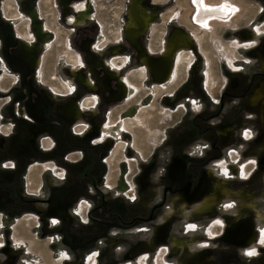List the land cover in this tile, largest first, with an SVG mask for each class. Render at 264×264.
Here are the masks:
<instances>
[{"label":"rangeland","instance_id":"374dc122","mask_svg":"<svg viewBox=\"0 0 264 264\" xmlns=\"http://www.w3.org/2000/svg\"><path fill=\"white\" fill-rule=\"evenodd\" d=\"M82 1L91 8L93 19L74 27L68 18L76 12L73 10L72 13L63 0H0V56L9 69L3 77L0 73V114L3 121L12 119L15 123L17 119L22 120L29 128L23 129L30 130L33 137V140H24L26 144L17 142L8 149L5 137L0 146V213H7L4 217L0 214V264H264V243H261L264 239L260 236V227L264 225V105L252 107L249 104L250 96L264 81V0H226L236 4L238 11L229 23L216 24L207 32L198 31L188 21L192 11L188 0H143V9L151 14L152 19L140 41L149 54L160 56L162 45L173 30L190 35L198 31L200 43L193 41L189 50L194 55L185 52L191 56L188 65L181 61L177 67L179 77L173 79L172 85L153 86L148 74L144 81L129 78L138 86V91L113 104H104V95L96 93L99 97L96 109L85 110L82 119L74 123L65 119L66 127L64 131L56 130L59 140H54L56 146L52 148L53 140L42 135L45 128L54 127L51 121L57 119L59 103L74 98L81 106L83 98L90 93L76 84L70 75L73 64L67 52L79 57L76 68L84 75L88 71L84 63L86 67L89 63L85 62L86 51L79 49V43L87 38L96 39L95 46L99 47L93 50L92 44V52L100 55L105 65L110 66L115 58L119 66L115 72L119 73V78L128 77L131 71L141 67L133 47L123 39L114 43L115 33L122 32L128 22L132 0ZM30 11L35 12L39 23L49 25L47 34L50 40L45 45L39 43V79L37 70H30L9 53V49L24 40V33L31 36L28 30ZM16 14H19L18 19ZM100 24L103 25V35L98 42ZM32 25L34 27V23ZM246 31L251 34L250 39L245 38ZM103 41L108 43L100 48ZM115 47L119 48V53L113 55L111 51ZM124 57L129 60L127 66L121 60ZM66 82L75 84L74 94L63 92L55 97L53 87L60 88ZM172 88L170 94L166 93ZM46 92L57 101L48 102ZM131 109L139 113L142 126L138 128L135 123L132 131L121 133L124 148L120 143V149L116 150V142L112 141L106 152L110 141L98 143L103 128L99 126L106 123L108 112H111V120L122 125L123 119L134 118V115H127ZM102 110L106 111L105 116L98 121L95 116ZM22 111L26 114L19 115ZM21 116H27L29 120ZM75 123H81L83 129L87 127L85 132L79 134ZM7 127L5 124L1 131L7 132ZM18 133L22 134L21 130ZM195 134L198 140H204L208 145L214 140L217 150H212V154L211 149H206L202 157H185L184 176L183 162L177 159L182 169L174 182L169 175L171 160L186 155L183 154L182 140H194ZM55 152L61 158L68 153L74 154L71 160L82 158L81 165L76 166L78 171L89 156L92 161L89 171L96 170L91 171L90 174L95 176L91 177L102 194V201L98 199L94 204V190L88 173L78 180L82 187L67 206L70 212L65 210L60 220L51 213L52 208L65 205L70 192L65 189L68 183L59 187L56 181L60 175L64 180V173L56 170L54 165H46L55 161ZM230 156L243 167L246 177L242 169L229 164ZM13 157L20 163L7 174V170L1 167L11 163ZM212 158L217 162L216 167L210 168V175L218 177L214 191L210 192V187L206 186L203 192V183H200L197 188L201 186V193L196 199V190L186 192L182 188L188 183L192 169L197 174L192 178L193 187L202 182ZM225 161L230 165L226 176L218 166ZM57 164L64 167V162ZM43 174L52 181L44 183ZM24 175L31 182L30 188L25 186ZM106 175L109 177L107 184L104 182ZM9 178H12L11 184L6 186L4 180ZM118 178L124 180L127 191L117 192L109 188ZM217 183L226 185L230 192L237 193V197L218 196ZM37 187H41L40 191L30 192L29 189ZM53 189L58 191L53 192ZM62 191L64 194L59 193ZM6 192L12 200H8ZM163 192L166 193L165 199L162 198ZM94 197L97 199L98 195ZM214 197L217 210L213 208L215 211L208 214L194 213L201 203ZM86 200H89L88 204L81 203ZM75 202L89 207V221L86 210L75 215L83 209L79 205L74 210ZM103 202L110 208L108 211L102 208ZM183 208L188 212L186 217ZM111 209L115 214L119 213V220ZM27 216L33 219L28 220ZM54 218L59 222L57 230L51 228ZM61 222L71 224L72 230L65 232L66 236L63 235L60 241L64 250H59L68 256L58 261L56 237L63 231ZM22 223L23 227H20ZM244 227L248 233L256 235L250 239L249 245L242 240L247 236ZM235 230L242 232L238 235L241 240L237 242L233 241ZM32 239L34 246L30 242ZM253 248L255 254L247 255V251ZM70 254L74 256L72 259Z\"/></svg>","mask_w":264,"mask_h":264},{"label":"flooded vegetation","instance_id":"af4514ba","mask_svg":"<svg viewBox=\"0 0 264 264\" xmlns=\"http://www.w3.org/2000/svg\"><path fill=\"white\" fill-rule=\"evenodd\" d=\"M73 1H69V2H68V0H67V2L64 1L65 4L67 5V8L68 9L69 8L72 9L71 10L72 13H73V10H74V12H76L73 16L68 18V22L69 23H74L73 25L75 27V26H80V25L84 24L85 21L88 20V19H93L92 18V14H91L92 10H91V8H89V5H87L82 0H73ZM132 1H131V4H132ZM139 1H140V8H135V7L128 8V22L126 23L125 29H123L122 32H116L117 34L115 33L114 43H117V42L120 41V39L121 40L123 39L125 30H128V32H129L128 34H130L131 36H136V37L144 35L145 32L147 31V26L149 25V23H150V21L152 19V16L148 12V14L151 16V19L149 20L148 18L145 17L146 11L143 9V3H142L143 0H139ZM153 1H158V0H153ZM200 1H202V0H198L199 6H200ZM72 2H73V4L71 6L70 4ZM188 2L190 4V6L193 7L192 4H191V0H188ZM193 2H194V0H193ZM225 2L229 3L233 7V10H232L233 13H228V12L224 11L225 8H226L224 6L227 5V3H225ZM5 4L8 5L7 2ZM200 7H202L203 9L215 8L216 11L219 13V15L217 17L208 19L205 22L207 24H208V22H214V21H215L216 24H222V25L227 24V23L230 22V20H232L231 18H232V16L235 15L236 11H238V8H237L236 4L228 2L226 0L216 1L215 5L214 6H208L209 8L203 7V6H200ZM194 12H195V10L192 12V14L190 13L191 17H192ZM67 14H69V13H67ZM171 16L173 17L174 15H171ZM190 16H189L188 21L192 25H194L196 29L199 28L201 30H204L201 26L196 25L192 21V18ZM29 17L30 18H35V19L31 20ZM29 17H28V20H29V27L30 28H28V30L31 31V36L29 34H27V33H24L23 37H22L24 40L20 41L19 43H17V45H15L14 49L13 48L9 49V53H10L11 56L15 57L16 60L19 59V61L21 63H23L24 65L29 67L30 70H32V71L37 70L38 71V79H39L40 75H41V72H40L41 68H40V59L38 58L37 54L40 53V50H41L40 44L41 45H43V44L45 45L50 40V35L47 34V31H48L47 29H48L49 25H48L47 22L44 23V24L39 23L38 18L36 17L34 11H30ZM15 18L18 19L19 18V14L18 15L16 14ZM223 20H225V21H223ZM33 23H34V27L32 25ZM31 25H32V27H31ZM67 25H69V24H67ZM99 27H100L101 30H100V35L98 36V42H100L102 40V35H103V25L100 24ZM31 28H33V29H31ZM208 29H209V27H208ZM208 29H206V30H208ZM32 38H33V41H32ZM245 38H248V39L251 38V34L248 31H246ZM123 41L126 44H128L124 39H123ZM193 41H195L198 44V42L193 38V35H190L189 33H185L182 30H173L171 32V34L167 38V41H165L163 43L162 49H161V52H160V56L162 55L163 57H167L168 60H169V63H168L169 68H167L168 70L165 73V76H167V77H166V79H164L163 81H160V82H154L153 81V83H154L153 86H156V85L158 86V85L167 83V82H169L171 80V77H173L172 74H174L173 71H175L177 55L180 52H190L189 50H191V48H192L191 45H192ZM95 42H96V39L94 40V39L87 38L86 40L82 39V41L79 43V49H81L83 51H85V49H87L88 53H89L88 57L90 58L91 68H90V65H88V67H86V63H84V61H83L84 65H85V69L88 70L87 73H85L87 76L84 75V73L82 71H80V69L76 68L77 67V63H80V61L78 60L79 57L76 54L72 55V53L67 52L68 59L73 64V70H72V73L70 75H72V77L75 80L76 84L81 86L86 91H90V93L83 98V100L81 102V106H80V104L78 105L76 103V100L74 98L69 99L68 101H66L63 104L59 103L61 106L58 107V112L56 110L57 119H54L53 121H51L52 124L54 123V130H52V135H54L55 138H56V130L60 129V125H61V127L63 128V131H64V128L66 127L67 121L68 122H72V123H74L77 120L80 121L82 119V117H83V112L85 110L96 109V105L98 104V98H99L98 95H100V96L104 95V98H103V101H104L103 103L104 104H113L114 102L123 100L125 97H127L129 95H132V94H135L138 91V86L135 85V84H132L130 82L129 78H134V79L138 78L140 81H144L145 78H146V74H148V76H149V78L151 80V76L149 74L148 66L143 61L144 57H141V55H140L141 58L139 60L141 62V67L138 68L137 70L131 71L129 73L128 77L119 78L120 77L119 73L115 72L116 70L119 69V66L115 63V58H113L112 61L110 62V66H107V64L105 65L103 63V61L99 58L100 55H95L92 52V49H91L92 48V44H94L93 50H96V48L99 47V46H97V47L95 46ZM139 42L141 44L140 39H139ZM106 43H108V41L107 42L103 41L100 44V48L105 46ZM83 45H84V49H83ZM141 47H143L142 44H141ZM46 48H47V46H46ZM217 48H219L218 45H217ZM12 49H13V51H12ZM16 49H17V51H16ZM133 50H134V48H133ZM144 51H145V54L147 56L151 57V58L159 57V56H153V55L149 54L145 50V48H144ZM111 53L113 55L114 54H118L119 53V48L115 47V49H113V51H111ZM134 53H135V55L137 54V52L135 50H134ZM192 54H193V52H192ZM16 55H17V57H16ZM84 60H85V62H87L86 61V56L84 57ZM121 60H122V62H124L125 66L129 65V60H127L126 57L121 58ZM186 61L187 60H184L185 63H186ZM194 62H195V58L193 60L192 65L194 64ZM7 66L8 65L6 64V62L0 56V73H1L2 77L7 75L8 72H9V69H8ZM188 71H187V73H188ZM179 74H180L179 72H175V76L173 77V79L178 78ZM180 78H182V77H180ZM33 79H35L34 76H33ZM110 83H111V85L113 87L110 85ZM172 83H173V81L170 84L172 85ZM101 84L104 86L103 88H104L105 91L102 89ZM51 88H52V86H51ZM256 88H257L256 91L250 96V99H249V104L252 107H257L261 103L264 105V81H262ZM75 90H76L75 84H72L71 82H66L65 84H62V86L60 88L53 87V89H52L53 92L52 93L55 95V97L61 96V94L63 92H67L68 95H73ZM107 90H109V93H108ZM172 91H173V88L170 89L169 91H167L166 93L170 94ZM58 93H61V94H58ZM111 97H112V99H111ZM46 100L48 102H50V103L51 102L54 103L56 99H54L52 95H50L49 93L46 92ZM106 108L107 107H105L104 109H106ZM22 113L26 114L25 112H20L18 114L21 115ZM105 113H106V111L102 110V111H100V113H98V116H95V118L99 121V120L102 119V117L104 118ZM108 113L109 114L107 116L106 123L99 126L100 128H102V127L103 128L100 130L101 131V135H100L101 136V139H100L101 142H98V143H104L107 140L110 141L109 142L110 146L106 150V152L110 149L112 141L116 142V150L120 149L119 146H118L120 143H122V147L121 148H124L125 143L121 141L120 135H121V133H123L126 130H131L132 131L133 127L136 126V124H138L137 115L139 114L134 109L129 110L127 112V115L128 116L134 115V118L128 117L126 119H123L122 120V125L118 126L116 121L110 119L111 112H108ZM21 117L22 118H27V116H21ZM65 119L67 121H65ZM127 119H130V120H133V121L129 120V122H128V121H126ZM135 119H137V120L134 121ZM3 120H4V117H3L2 114H0V123L4 124V125L5 124H9L11 126V130H10V133H11V131L13 130V126H14V123L12 122V119H9V120L6 119V121H3ZM58 125H59V128H57ZM74 127L77 128L76 130L79 132V134L84 133L85 132L84 130H86V128H87L86 127L85 129H83L84 126L81 123H75ZM140 127H141V125L138 124V128H140ZM26 128H28V127H26ZM7 129H9V126L7 127ZM10 133H8V134H10ZM0 135H2L3 137L6 136V135H3L1 132H0ZM195 136H196V134L193 137H195ZM109 139H111V140H109ZM193 139L194 140H198L197 137H195ZM43 140H47V138L43 139ZM6 141H7L6 147L8 149V147H10V145H8V141L9 140H6ZM190 141L191 140H182V144L184 146L183 147V154H186V155H181V157H175V158H173L171 160L172 164H171V167H170V170H169V175H170L171 178L169 176L168 177L170 179H172L173 181L176 180V178H178L180 176V171L182 169L181 163L177 159H181L182 162H183L182 173H183V176H184V171H185L184 170V164L186 162L185 157H195V156L202 157L206 153V151H204L206 149H211L210 153H212V154H213L212 150H214V149L217 150V148L214 146V144H215L214 140L213 141L210 140L211 144L208 145L209 146L208 148L205 145L188 144L187 142H190ZM3 142L4 141L1 139L0 140V146L2 145ZM189 147H190V149L187 150ZM194 147H195V149H194ZM197 147H199V149H197ZM40 148H41L42 151H46V150L42 149V146H40ZM185 149L187 151H184ZM89 153H90V150H89ZM55 154H58V153L55 152ZM230 158H231V156H230ZM202 160H200L199 162H201ZM210 160H212V161L210 162V164L206 167V169L204 171L205 178H202L203 181L199 182V184L197 186L193 187L194 185H193L192 178H194L196 172L192 169V171L190 172L191 173V177H188V179H187L188 183H185L184 188H182L186 192H188L190 190H193V191L196 190L195 193H194V197L196 199L201 193V186L199 188H197L200 185V183L201 184L203 183V192H204L206 186L210 187V192L214 191V182H215V180H217L218 177H215L214 175L211 176L209 170L211 168L210 166L214 165V164L216 165L217 161L215 162L214 158H212ZM87 161L88 162L85 163V165H84L85 168H83V170L81 172V176L78 177V180H82L83 177L87 176L88 173H89V179H90L91 187L94 190L93 197H92L93 199L92 200H93V203L95 204V202H97L98 199H99V201L102 199V194H101L100 191H98V188H97V185H96V180L91 177V176L95 177L94 175L90 174L91 171H96V170L93 169V170L89 171V169L91 168V167H89V163L92 162L91 159L89 158V156H88V160ZM226 162L227 161H225L223 163H218L220 171L225 176L227 175L228 167H230V165L233 164L236 169H242V173L244 172L243 176L246 177L247 174L245 173V170H243L242 166H239V163L237 161H235V159L233 157L230 159V162H229L230 165H228V163H226ZM5 164H9V163H5ZM5 164H3V166L1 168H4V169L12 168L9 165H8L9 167H5ZM62 177L63 176L60 175V177H59V179H57V181L58 180H60V181L63 180ZM11 179L9 178V179L4 180L5 181L4 184L6 186H9L11 184ZM28 179H29L28 176L24 175V180L26 181L25 182V186L30 188L31 187V182H28L29 181ZM104 182H105V184H107V182H109V177H107V175L105 177ZM208 182H210L209 185H208ZM39 188H41V187H37V189H35V190H31V189H29V190H30V192L40 191ZM109 188H111V189L114 188L117 192H124V191H127V189H128V187H127L126 183L124 182V180L123 179H119V178L116 180L115 184L113 186H110ZM79 189H81V187ZM216 190L218 192V196H220V195L221 196H231V195H233V196L237 197V193L230 192L227 189L226 185H224V184H218L217 183L216 184ZM57 191H58V189H53V192H57ZM165 192H163V195H162L163 199H165V197H166V193ZM95 194L98 195L97 199H95V197H94ZM204 196L205 195H202V197H204ZM7 198H8V200H12V198L9 195V193H7ZM215 199H216V197L211 198L209 200H206L204 203H201V206L198 207L195 210L194 213L198 214V215L199 214L211 213L213 211L214 206H215V204H214ZM198 202H200V199L198 200ZM198 202H196L195 204H197ZM81 203L87 204V202H85V201H83ZM81 203L78 202L76 204L74 210H76ZM36 205H40V203H36ZM158 206H160V204L155 206V207H158ZM79 207H81L83 209H79L78 213L75 214V215H78L82 210H83L82 211V213H83L86 210V208H87V206L84 207L83 205L82 206L80 205ZM103 207H105L107 209V211L110 209L109 207H106L105 203L102 205V208ZM216 208H218V207L216 206L214 209L217 210ZM52 209H53V211L51 212L52 214H57L58 213V212L54 211V208H52ZM182 210L184 211V216L186 217L187 214H188V212L186 211V208H183ZM111 213H113L116 216V218L119 220V218H120V216L118 215L119 213L116 212V214H115L113 210H112ZM0 214L1 215H6L7 213H4V214L0 213ZM108 216L111 217V215H108ZM206 216H210V214L206 215ZM27 217H28L27 218L28 220L29 219H33L32 216H27ZM53 221H56V223H53ZM17 222L19 223L20 220H17ZM51 222H52L51 228L59 227L58 226L59 222L55 218L52 219ZM0 224H2L1 220H0ZM20 227H23V223H22V225ZM244 228H246V227H244ZM244 228H242V230ZM245 231H246V235L247 236H245L242 240L245 241V244L249 245L252 242V241H250V239L253 240L256 235L248 233L247 232V228L245 229ZM241 234H242V232L239 233L238 230H235L233 241L237 242L238 240H241L238 237V235H241ZM248 236H249V238H247ZM260 236H261V239H264V225L260 227ZM33 241L34 240L32 239L30 242H31V245L34 246V244H33L34 242ZM178 243L179 242L176 240V244H178ZM57 254H58L57 255L58 259H59L58 261H60L61 259L65 258L64 256H68V255L62 253V251H60V250H58ZM91 258H92V255L89 256V260H91ZM197 264H200V263H197Z\"/></svg>","mask_w":264,"mask_h":264},{"label":"crops","instance_id":"0c3cea01","mask_svg":"<svg viewBox=\"0 0 264 264\" xmlns=\"http://www.w3.org/2000/svg\"><path fill=\"white\" fill-rule=\"evenodd\" d=\"M23 119L29 120L28 118H23ZM47 127H50V126H47ZM18 128H20V129H18ZM23 128H26L25 125L23 124V121L20 120V119L19 120L18 119L15 120V123H14V126H13V130L11 131L10 134H8V135L5 136L6 137L5 140H9L8 141V145H10V147H11V145H14L17 142L25 144L26 142L24 140H33L32 139L33 137L31 136L32 134H31L30 130L25 131ZM57 128H59V125L57 126ZM60 129L63 130V128L61 127V125H60ZM19 130H21L22 134H19V133L17 134V132ZM52 130H54V127L53 128L52 127L45 128V132H44V135H42V137L48 136L49 139L53 140L51 147L52 148H55L54 147V145H55L54 140H59V139L58 138H55L54 135H52V132H51ZM26 132H28V133H26ZM67 140H70V138L68 137ZM40 143H41V141H40ZM187 143L188 144H193V145H199L200 144V145H205L207 148L209 147L208 144L204 140H191L190 142H187ZM21 149H23V146L21 147ZM189 149H190V147L187 150H189ZM197 149H199V147H197ZM187 150L185 149L184 151H187ZM205 151H207V150H205ZM73 155L74 154H72V153H68V154H66L65 156H63L61 158L59 154L58 155L57 154H54L55 161H50L53 164L50 163V162L46 163V165H48L47 167H49V166L50 167H53V165H54V167H55L56 170L64 173V180H61V181L60 180H58V181L56 180L59 183V187L61 185H63L62 183H64V182L65 183H68V185L67 184L65 185V189H67L66 191H69L70 193H69V196L67 197V199H65V203H64L65 205L59 204V205H57V206L54 207V211L58 212L59 215H56V214H53V215L54 216H57V218L59 220L64 216L65 212L67 211V206L70 205L72 197H74L75 194L80 190L79 188L82 187L77 181H78V177L81 176V172H82L83 168H85V167L82 166L81 169L78 171V169H77L76 166L81 165L80 159H82V158H77L75 160H71L70 157L73 156ZM16 161H18V159H16L15 157H13V160L11 161V163H12L11 164V167H12V169H16L17 168L16 165H18L20 163V162H16ZM60 162H61V164H62V162H64V167H61L60 165L57 164V163H60ZM86 162H88V161H86ZM49 164H51V165H49ZM57 165L60 168L59 167L57 168L56 167ZM210 167L211 168L212 167H216V165L214 164V165H211ZM10 169L11 168H6L5 169V170H7L6 171L7 174H9ZM42 177H43L42 179H43V182L44 183H50L52 181V179L49 178L48 175H46V174H43ZM49 192H50V190H49ZM60 193H63L64 194V191H62ZM86 202L88 204L89 203V200H86ZM76 204H77V202L74 203V206L72 208H74L76 206ZM43 206H44L43 209L46 210V205L44 204ZM69 212H70V209H69V211H67V213H69ZM53 215H51V216H53ZM85 216H86L87 220L89 221V207L85 211ZM70 218H72V217L70 216ZM61 226L64 227L63 228V231H62V233L60 231V233L57 234V237H56V239H58V242H59V248H57L58 250L59 249L64 250V245L60 241L62 240L63 235L66 236V233L65 232H67L69 230H72V227H71L72 225L71 224L70 225H66L65 222H61ZM210 227H212L211 226V223H210ZM55 230H57V229L55 228ZM72 254H74V253H72ZM72 254H70L71 259H72V257H74Z\"/></svg>","mask_w":264,"mask_h":264},{"label":"bare ground","instance_id":"6f19581e","mask_svg":"<svg viewBox=\"0 0 264 264\" xmlns=\"http://www.w3.org/2000/svg\"><path fill=\"white\" fill-rule=\"evenodd\" d=\"M67 2V0H63V4H65V2ZM69 1H73V0H68V2ZM217 1H221V0H217ZM215 0H202V1H200V6H203V7H207V8H209L208 6H214L215 5ZM225 3H227V2H225ZM191 4H192V6L195 8H191V14H192V12L195 10V12L193 13V15H192V21L196 24V25H199V26H201L204 30L203 31H205V32H207L208 30H210L214 25H216V23H215V21L214 22H208V24L207 23H205L208 19H211V18H214V17H217L218 15H219V13L216 11V9L215 8H211V9H203L202 7H200L199 6V3H198V0H194V2H193V0H191ZM66 5V4H65ZM133 7H135V8H140V1L139 0H133L132 1V4H131V8H133ZM224 7H226L225 8V10L224 11H226V12H228V13H233L232 12V10H233V7L229 4V3H227V5H225ZM190 14V15H191ZM145 17L146 18H148L149 20L151 19V16L148 14V12L146 11V14H145ZM223 21H225V20H223ZM207 24V25H206ZM208 27H209V29H208ZM196 29V28H195ZM206 29H208V30H206ZM197 30L198 31H200L201 29H199V28H197ZM125 31H127V37L129 38V40L131 41V42H133V43H135L136 45H138V47H139V49H140V55H141V57H144L143 58V61L146 63V62H150L147 66H149V67H151V71H153L154 72V74H155V77L158 79V80H160V81H163L164 79H166V77L167 76H165V73L167 72V68H169V66H168V63H169V60H168V58L167 57H163L162 55L160 56V58H151V57H149V56H147L146 54H145V51H144V48L143 47H141V44H140V42H139V39H140V37L141 36H139V37H136V36H131L130 34H128L129 32H128V30H125ZM125 31H124V34H125ZM198 31H196V32H193L192 33V35H193V38L198 42V44L200 43L199 41H200V38L201 37H199L198 36ZM123 39H124V36H123ZM20 46V45H19ZM83 49H84V45H83ZM86 50V55H87V53H88V50L87 49H85ZM135 50V49H134ZM16 51H17V49H16ZM136 51V50H135ZM137 52V51H136ZM203 53H205V52H203ZM89 54V53H88ZM190 54H188V53H185V52H180L178 55H177V57H176V66H175V71H173V73L174 74H172L173 75V77L175 76V72H177V67H178V65L179 64H181V61H182V63L184 62V60H187V65H188V63H189V61H190ZM89 58V57H88ZM138 60H140V59H138ZM89 65H90V68H91V62H90V58H89ZM190 65V64H189ZM206 72V71H205ZM173 77H171V80L169 81V82H167L166 84H170L172 81H173ZM104 78V77H103ZM17 79H18V77H17ZM165 84V83H164ZM166 84H165V86H166ZM164 86V85H163ZM156 88V87H155ZM159 89V88H158ZM159 90H161V89H159ZM108 92H109V90H108ZM157 92H158V90H157ZM139 114L137 115V118H138V124H142V118H139ZM2 126H0V132L3 134V135H7L8 133H10V130H11V126L9 125V124H7L8 126H9V129H8V131L7 132H4V129H3V132L1 131V128L4 126V124H1ZM142 126V125H141ZM5 137H0V140L2 139H4ZM11 164L12 163H9V164H5V167H9V166H11ZM7 165V166H6ZM9 165V166H8ZM2 217H4L5 215H1Z\"/></svg>","mask_w":264,"mask_h":264},{"label":"water","instance_id":"95a60500","mask_svg":"<svg viewBox=\"0 0 264 264\" xmlns=\"http://www.w3.org/2000/svg\"><path fill=\"white\" fill-rule=\"evenodd\" d=\"M62 5V4H61ZM127 31H125V34H124V40L128 43V45L129 46H131V47H133L136 51H137V54H136V57H137V59H140L141 57H140V49H139V47H138V45H136L135 43H133V42H131L130 40H129V38L127 37ZM86 51V50H85ZM157 58H160V56L159 57H157ZM86 61L89 63V58H88V53H87V55H86ZM150 62H146V64L148 65ZM148 70H149V74H150V76H151V80L152 81H154V82H160V80H158L156 77H155V74H154V72L153 71H151V67H149L148 66ZM101 87H102V89L104 90V86L101 84ZM105 91V90H104ZM117 99V98H116ZM115 99V100H116ZM113 101V100H112ZM240 233V232H239Z\"/></svg>","mask_w":264,"mask_h":264},{"label":"snow or ice","instance_id":"6c2138e0","mask_svg":"<svg viewBox=\"0 0 264 264\" xmlns=\"http://www.w3.org/2000/svg\"><path fill=\"white\" fill-rule=\"evenodd\" d=\"M192 103L195 104V101H193ZM197 108H198V106H197ZM245 135H246V137H247V135H248L247 130H246V132H245ZM221 163H223V162H221ZM253 163H254V162H253ZM6 166H7V165H6ZM133 199H134V197H133ZM227 206L230 207V205H227ZM53 223H56V221H53ZM217 223H219V221H218ZM189 227H194V226L189 225ZM261 243H264V240H261ZM255 251H256L255 248L250 249V250L247 251V255L251 256V255L255 254ZM93 255H95V253H93Z\"/></svg>","mask_w":264,"mask_h":264},{"label":"built area","instance_id":"2783aa9c","mask_svg":"<svg viewBox=\"0 0 264 264\" xmlns=\"http://www.w3.org/2000/svg\"><path fill=\"white\" fill-rule=\"evenodd\" d=\"M51 224H52V222H51ZM54 225V224H53Z\"/></svg>","mask_w":264,"mask_h":264}]
</instances>
